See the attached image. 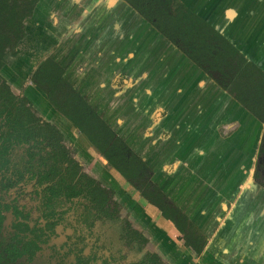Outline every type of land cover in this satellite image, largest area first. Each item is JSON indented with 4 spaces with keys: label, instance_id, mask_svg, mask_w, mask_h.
Wrapping results in <instances>:
<instances>
[{
    "label": "crops",
    "instance_id": "obj_1",
    "mask_svg": "<svg viewBox=\"0 0 264 264\" xmlns=\"http://www.w3.org/2000/svg\"><path fill=\"white\" fill-rule=\"evenodd\" d=\"M178 1L264 70V0ZM26 23L29 58L21 60L19 47L11 85L67 140L75 137L78 158L115 190L123 213L149 239L147 250L167 264H264V187L255 178L264 124L126 0H40ZM49 57L204 232L200 256L101 155L81 149L74 125L30 81Z\"/></svg>",
    "mask_w": 264,
    "mask_h": 264
},
{
    "label": "trees",
    "instance_id": "obj_2",
    "mask_svg": "<svg viewBox=\"0 0 264 264\" xmlns=\"http://www.w3.org/2000/svg\"><path fill=\"white\" fill-rule=\"evenodd\" d=\"M39 1L0 0V169L8 175L0 183L1 190L9 191L24 182L37 164L38 185L48 182L50 175L60 176L43 189L42 212L46 219L54 220L57 209L64 205L70 208L78 205L84 221L91 228L98 223H112L118 228L119 240L129 249L132 264H167L159 254L147 250L149 239L133 226L128 216H121L123 206L115 199V190L87 174L70 152L63 149L57 136L60 130L44 121L27 95L13 93L10 81L12 63L19 56V45L26 40V22L34 15ZM126 1L264 124V70L261 67L178 0ZM65 74V67L49 57L30 73V81L60 114L86 134L109 164L143 198L175 224L184 236L186 246L200 256L207 244L204 232L153 181V169L67 80ZM48 148L52 152L44 154ZM263 153L261 145L259 155ZM255 178L264 187V174L260 176V171H256ZM76 200L79 203L75 204ZM4 220L0 210V264H22V259L30 256L28 248L36 245L25 242L17 234L2 240Z\"/></svg>",
    "mask_w": 264,
    "mask_h": 264
},
{
    "label": "flooded vegetation",
    "instance_id": "obj_3",
    "mask_svg": "<svg viewBox=\"0 0 264 264\" xmlns=\"http://www.w3.org/2000/svg\"><path fill=\"white\" fill-rule=\"evenodd\" d=\"M12 90L16 96L24 95V93L15 92L13 86ZM35 109L37 110L36 107ZM40 116L44 119V121L54 124L60 130V135L58 134L57 136L61 139V146L63 149L65 151H69L70 156H73V158L81 164L84 171L93 176L88 170H86V166L78 158V146L70 141L71 139H75V137H71L70 140H67L66 134L55 122L47 120L41 114ZM74 127L77 130L78 135L83 140L79 142L81 149L85 150V153H88V150H90L91 147L103 157L106 161L105 165L107 168L110 167L115 170L101 154L98 148H96L89 140L86 134L81 132L76 126ZM262 149H264L263 144ZM55 150L60 149L55 148ZM74 151H76V153ZM48 152H52V149L48 148L44 154ZM263 157L264 153L259 155V161ZM36 165L37 164H35L32 171L28 173L24 182L18 186L11 188L9 191H2L0 186V210H2V214L5 217L1 227V239L8 240L10 237H13L14 234H17L20 239L25 242L31 241L36 245L28 248L30 256L22 259L21 263L127 264L130 260V251L127 246H124L119 240L118 228L114 224L106 223L102 225L98 223L95 228H91L84 221L82 211L78 208V205H75L72 208L64 205L63 207L57 209V215L54 220H48L44 217L42 212L43 189L56 182L60 176L50 175L48 182H46L43 186H40L37 184L38 177L35 176ZM64 165L67 166V162H65ZM16 168H18V164L16 165ZM256 170L259 171L260 168L257 167ZM7 177L8 175L6 171L4 169H0V183ZM29 187L31 189L28 190L27 188ZM77 203H79L78 200L75 201V204ZM8 207L10 209H6ZM121 216L126 217L123 216V210L121 212ZM54 222L55 225H53ZM22 224L27 225L29 229ZM64 231L66 233L65 240L58 241Z\"/></svg>",
    "mask_w": 264,
    "mask_h": 264
},
{
    "label": "rangeland",
    "instance_id": "obj_4",
    "mask_svg": "<svg viewBox=\"0 0 264 264\" xmlns=\"http://www.w3.org/2000/svg\"><path fill=\"white\" fill-rule=\"evenodd\" d=\"M26 25H27V23H26ZM19 47H20V50H21V60H24V61H28V58H29V48H28V45H27V43L26 42H24V43H21L20 45H19ZM41 57V55H37V58H33V62H32V65H35L36 64V62H37V60L38 59H41L40 58ZM13 65H14V62L12 63ZM16 69H15V67H14V71H15ZM16 72H18V74H17V77H19V69H18V71L16 70ZM27 74H25L24 73V71L23 70H20V77L21 78H24V81L25 80H27ZM218 76V75H217ZM17 93H20V91L19 92H17ZM40 104H41V108H43L42 107V105H44V103L43 102H40ZM264 145V144H263ZM75 153H76V151H74ZM259 165H258V168H260V176H263V174H264V157L259 161V163H258ZM88 171H91L90 170V168H88ZM108 176V175H107ZM118 186V185H117ZM119 187V186H118ZM28 190L29 189H31L30 187L29 188H27ZM123 216H126L127 217V215L126 214H124L123 213ZM129 216V215H128ZM65 231L64 232H62V236H61V238L58 240V241H64L65 240ZM108 256V255H107ZM127 264H132V261H130L129 260V262L127 263Z\"/></svg>",
    "mask_w": 264,
    "mask_h": 264
}]
</instances>
